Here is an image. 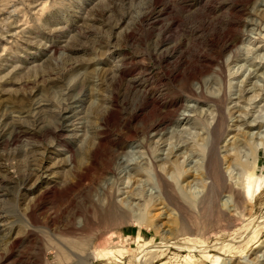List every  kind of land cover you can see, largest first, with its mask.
<instances>
[{"label": "rangeland", "instance_id": "1", "mask_svg": "<svg viewBox=\"0 0 264 264\" xmlns=\"http://www.w3.org/2000/svg\"><path fill=\"white\" fill-rule=\"evenodd\" d=\"M221 96L244 211L202 204ZM263 226L264 0H0V264H264Z\"/></svg>", "mask_w": 264, "mask_h": 264}, {"label": "bare ground", "instance_id": "2", "mask_svg": "<svg viewBox=\"0 0 264 264\" xmlns=\"http://www.w3.org/2000/svg\"><path fill=\"white\" fill-rule=\"evenodd\" d=\"M214 103L216 104L215 106L217 107L218 115L215 118V121L210 128V134H211L210 136L212 138L211 139V146H210V149L208 150V154H207L208 158H207V163H206V167H205L206 170L204 171L205 175L203 174L204 176H206L207 178L210 179V182L205 185L206 193L204 194L205 196H203L202 204L204 202L205 203L208 202V203H210L211 207L213 208L212 210L218 211V212H223L224 210L220 207V205L218 203L220 195L224 192H231L234 194V196L236 198L234 210L235 211H237V210L238 211L239 210L244 211L247 203H250L252 201V199H246L245 196H243L244 195L243 191H241L237 188L235 189V187H233V185L229 184L230 182L228 183V180H227L226 175H225L223 168H222V159H221L220 153H219V143L226 134L227 127H228V120H229L228 115L225 112L226 98L224 96H221L220 98L215 99ZM179 170H180V173H179L180 177L185 176V174L188 173V171H189L188 169L185 170L181 166H180ZM157 174H158V178H159V184L161 186L160 188H162V190L164 192V196H165L164 199L166 201H168L169 203L175 205L177 207V209H179V211L182 209L187 210V209L191 208V207L187 206L188 203L186 205L185 202H183L185 199L180 196V194L178 193V190L176 189L173 181H169L167 178H165V175H163V173L159 172V170H158ZM250 187H252V186L250 185V181H248L247 191L249 190ZM113 194L115 195V193H113ZM250 195L253 198L255 195L254 191L250 190ZM113 197L114 196L112 195L109 197V199H107L109 201L108 202L109 204L108 203L107 204L110 206L109 207L107 206V208H105V212L107 210V213L109 214V216L114 219V217L116 215H120V212L119 213L113 212V210L111 208L113 205L115 207L117 205V204H114L116 201H115V199L113 200ZM202 204H200V205H202ZM116 217L118 218V216H116ZM260 231H258V232H260ZM202 246H204V244Z\"/></svg>", "mask_w": 264, "mask_h": 264}]
</instances>
